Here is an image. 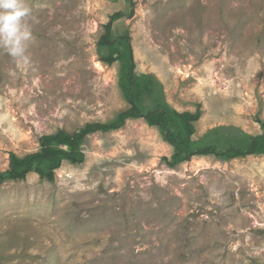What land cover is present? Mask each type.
<instances>
[{
    "label": "rangeland",
    "instance_id": "rangeland-1",
    "mask_svg": "<svg viewBox=\"0 0 264 264\" xmlns=\"http://www.w3.org/2000/svg\"><path fill=\"white\" fill-rule=\"evenodd\" d=\"M28 0L30 63L0 51V173L39 138L104 123L129 108L119 62L100 60L110 31L126 36L137 74L166 102L202 115L193 140L264 122V0ZM85 160L47 182L0 187V264H264V155L194 157L143 119L86 137Z\"/></svg>",
    "mask_w": 264,
    "mask_h": 264
},
{
    "label": "trees",
    "instance_id": "trees-1",
    "mask_svg": "<svg viewBox=\"0 0 264 264\" xmlns=\"http://www.w3.org/2000/svg\"><path fill=\"white\" fill-rule=\"evenodd\" d=\"M116 14L105 26V33L97 44L100 60L108 65L119 62L118 85L129 108L104 123H88L73 133L62 130L39 138L35 153L17 156L9 153L8 167L0 173V187L5 182L24 181L34 173L47 182H53L55 171L63 163L80 165L85 160L82 145L86 137L96 133L113 132L128 120L143 119L156 128L162 140L173 147L170 159H164L170 168L189 162L194 157L213 156L220 161H231L249 156L264 155V122L257 120L261 133L251 135L234 127L214 128L203 138L193 140L194 124L202 115L201 105L195 111L179 112L164 99L162 85L152 75L137 74L132 63V51L127 37L113 36L110 28Z\"/></svg>",
    "mask_w": 264,
    "mask_h": 264
},
{
    "label": "clouds",
    "instance_id": "clouds-1",
    "mask_svg": "<svg viewBox=\"0 0 264 264\" xmlns=\"http://www.w3.org/2000/svg\"><path fill=\"white\" fill-rule=\"evenodd\" d=\"M30 14L28 0H0V51L22 68L31 59L28 48L33 34L27 21Z\"/></svg>",
    "mask_w": 264,
    "mask_h": 264
},
{
    "label": "water",
    "instance_id": "water-1",
    "mask_svg": "<svg viewBox=\"0 0 264 264\" xmlns=\"http://www.w3.org/2000/svg\"><path fill=\"white\" fill-rule=\"evenodd\" d=\"M131 2H132V1L130 0V4H131Z\"/></svg>",
    "mask_w": 264,
    "mask_h": 264
}]
</instances>
